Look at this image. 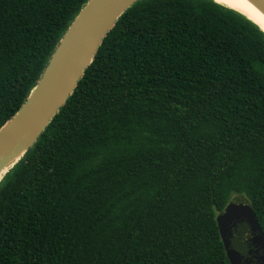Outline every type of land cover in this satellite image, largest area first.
Returning a JSON list of instances; mask_svg holds the SVG:
<instances>
[{"label": "trees", "instance_id": "16d2710c", "mask_svg": "<svg viewBox=\"0 0 264 264\" xmlns=\"http://www.w3.org/2000/svg\"><path fill=\"white\" fill-rule=\"evenodd\" d=\"M89 0H0V128ZM11 171V172H10ZM0 182V264H233L264 234V32L214 0H140Z\"/></svg>", "mask_w": 264, "mask_h": 264}, {"label": "water", "instance_id": "95a60500", "mask_svg": "<svg viewBox=\"0 0 264 264\" xmlns=\"http://www.w3.org/2000/svg\"><path fill=\"white\" fill-rule=\"evenodd\" d=\"M138 1L89 0L84 5L26 102L0 128V182L35 145L64 107L105 37L119 18ZM249 1L264 15V0ZM239 13L264 32L262 26ZM217 221L233 264H264V234L249 200L235 197L218 215Z\"/></svg>", "mask_w": 264, "mask_h": 264}, {"label": "bare ground", "instance_id": "6f19581e", "mask_svg": "<svg viewBox=\"0 0 264 264\" xmlns=\"http://www.w3.org/2000/svg\"><path fill=\"white\" fill-rule=\"evenodd\" d=\"M248 16L264 28V15L249 0H216ZM11 172V171H10Z\"/></svg>", "mask_w": 264, "mask_h": 264}, {"label": "snow or ice", "instance_id": "6c2138e0", "mask_svg": "<svg viewBox=\"0 0 264 264\" xmlns=\"http://www.w3.org/2000/svg\"><path fill=\"white\" fill-rule=\"evenodd\" d=\"M192 2L194 3V2H195V0H192Z\"/></svg>", "mask_w": 264, "mask_h": 264}, {"label": "rangeland", "instance_id": "374dc122", "mask_svg": "<svg viewBox=\"0 0 264 264\" xmlns=\"http://www.w3.org/2000/svg\"><path fill=\"white\" fill-rule=\"evenodd\" d=\"M1 177H2V176L0 175V179H1Z\"/></svg>", "mask_w": 264, "mask_h": 264}]
</instances>
